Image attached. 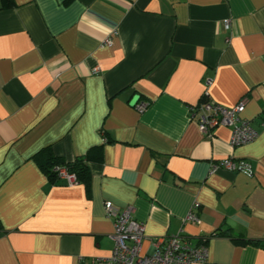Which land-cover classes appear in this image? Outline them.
I'll return each mask as SVG.
<instances>
[{
  "label": "crops",
  "instance_id": "1",
  "mask_svg": "<svg viewBox=\"0 0 264 264\" xmlns=\"http://www.w3.org/2000/svg\"><path fill=\"white\" fill-rule=\"evenodd\" d=\"M11 2H0V264H109L107 201L132 207L148 238L210 237L203 264H264V0ZM205 94L225 109L246 97L257 139L202 135L191 109ZM48 148L89 157L88 191L49 182L34 160ZM226 157L252 175L210 174ZM194 203L198 225L184 222Z\"/></svg>",
  "mask_w": 264,
  "mask_h": 264
},
{
  "label": "built area",
  "instance_id": "2",
  "mask_svg": "<svg viewBox=\"0 0 264 264\" xmlns=\"http://www.w3.org/2000/svg\"><path fill=\"white\" fill-rule=\"evenodd\" d=\"M229 21L224 22L227 27ZM111 40L106 38L101 46H110ZM93 73L98 72L94 68ZM207 94L202 101L191 109L192 120L196 124L199 132L212 138L211 130L218 127L231 128L230 146L237 148L253 143L258 133L251 127L250 122L242 117L247 105V98L242 97L232 109H225L220 105L207 100ZM134 107L142 113L146 104H135ZM103 142L106 140L103 138ZM219 169L233 173H241L247 177L252 175L251 166L247 161L234 160L226 157L218 164H211L210 174H214ZM59 178L67 187L77 184L75 176L68 174L65 170H59ZM105 216L111 219L113 234L111 236L113 248L111 251L109 264H203L208 260V249L203 238L198 246H191L180 234L170 237L148 238L145 235L144 225L133 218V208H118L111 202H104ZM199 208L194 203L184 222L200 224V219L193 212ZM143 241L150 243V253L141 254Z\"/></svg>",
  "mask_w": 264,
  "mask_h": 264
},
{
  "label": "trees",
  "instance_id": "3",
  "mask_svg": "<svg viewBox=\"0 0 264 264\" xmlns=\"http://www.w3.org/2000/svg\"><path fill=\"white\" fill-rule=\"evenodd\" d=\"M0 2L3 8H8L12 4L11 0H0ZM34 160L39 166L40 171L45 175L50 183L54 184L57 181H61L59 178V170H65L68 174L75 176L77 184H82L86 191L89 190V157H78L74 158L72 161H65L63 158L55 156L48 148L35 155ZM219 235L221 234L214 233L211 237ZM209 238L210 237L204 238L205 242H207Z\"/></svg>",
  "mask_w": 264,
  "mask_h": 264
},
{
  "label": "water",
  "instance_id": "4",
  "mask_svg": "<svg viewBox=\"0 0 264 264\" xmlns=\"http://www.w3.org/2000/svg\"><path fill=\"white\" fill-rule=\"evenodd\" d=\"M135 104L133 103L132 106H134Z\"/></svg>",
  "mask_w": 264,
  "mask_h": 264
}]
</instances>
